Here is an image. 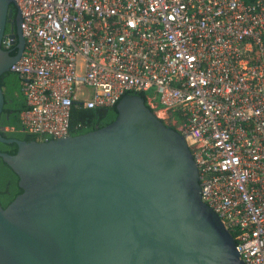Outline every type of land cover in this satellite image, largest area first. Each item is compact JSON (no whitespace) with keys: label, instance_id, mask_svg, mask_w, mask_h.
Returning a JSON list of instances; mask_svg holds the SVG:
<instances>
[{"label":"built area","instance_id":"built-area-1","mask_svg":"<svg viewBox=\"0 0 264 264\" xmlns=\"http://www.w3.org/2000/svg\"><path fill=\"white\" fill-rule=\"evenodd\" d=\"M16 2L25 49L10 70L29 132L66 137L74 106L155 88L150 104L182 116L203 201L244 262L264 264V0Z\"/></svg>","mask_w":264,"mask_h":264},{"label":"water","instance_id":"water-1","mask_svg":"<svg viewBox=\"0 0 264 264\" xmlns=\"http://www.w3.org/2000/svg\"><path fill=\"white\" fill-rule=\"evenodd\" d=\"M15 2L0 0V78L25 49L20 8L14 47H3ZM4 104L0 80V117ZM117 110L112 123L61 138L0 130V142L18 146L0 157L23 189L7 207L0 201V264H246L202 199L183 134L138 94L124 95Z\"/></svg>","mask_w":264,"mask_h":264},{"label":"trees","instance_id":"trees-1","mask_svg":"<svg viewBox=\"0 0 264 264\" xmlns=\"http://www.w3.org/2000/svg\"><path fill=\"white\" fill-rule=\"evenodd\" d=\"M11 7L13 8L12 15L15 17L18 11L17 7L14 4H12ZM0 80L5 94V104L0 117V130L2 135L7 138L15 137L27 141L43 140V137L29 132L22 122L21 114L23 111L27 110L29 106L22 91L20 75L14 71H10L3 74ZM132 93L142 96L146 104L157 115L161 106L158 105L153 107L150 104L146 92ZM117 104L118 103L112 106L94 109L86 108L83 104L74 106L71 113L70 134L77 135L87 133L112 123L118 115ZM170 118L175 119L179 123L182 116L175 113L170 116ZM177 124H172L171 127L178 130ZM17 150L18 146L15 143L8 144L0 142V151L2 152L15 154ZM18 180L19 178L16 173L0 157V201L3 207H7L18 194L23 192V189L19 187ZM231 233L235 236L233 230Z\"/></svg>","mask_w":264,"mask_h":264},{"label":"flooded vegetation","instance_id":"flooded-vegetation-1","mask_svg":"<svg viewBox=\"0 0 264 264\" xmlns=\"http://www.w3.org/2000/svg\"><path fill=\"white\" fill-rule=\"evenodd\" d=\"M16 17H17V13H16L15 17H13V15H12V16L9 18V20H8V22H7V26H6V32H7V31H11L12 28L16 29V26H17ZM157 115L160 117L159 112L157 113ZM168 116H169V115H168ZM166 117H167V116H164V118H162V119H163V121H164L167 125L171 126L172 124H174L173 121H172V119L169 120V119H167ZM169 118H170V116H169Z\"/></svg>","mask_w":264,"mask_h":264},{"label":"rangeland","instance_id":"rangeland-1","mask_svg":"<svg viewBox=\"0 0 264 264\" xmlns=\"http://www.w3.org/2000/svg\"><path fill=\"white\" fill-rule=\"evenodd\" d=\"M147 93L149 96H154L155 100L158 102L159 95H157L155 88L150 89ZM159 115L161 118H164V116H167L166 117L167 119H169V120L171 119V118H169L170 114H166V113H164V111L159 112Z\"/></svg>","mask_w":264,"mask_h":264}]
</instances>
